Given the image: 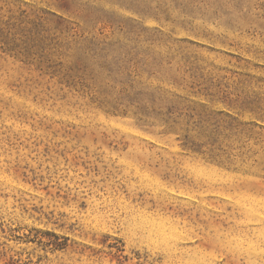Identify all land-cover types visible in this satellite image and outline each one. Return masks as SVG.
I'll list each match as a JSON object with an SVG mask.
<instances>
[{"label": "rangeland", "instance_id": "obj_1", "mask_svg": "<svg viewBox=\"0 0 264 264\" xmlns=\"http://www.w3.org/2000/svg\"><path fill=\"white\" fill-rule=\"evenodd\" d=\"M263 253L264 0H0V264Z\"/></svg>", "mask_w": 264, "mask_h": 264}, {"label": "bare ground", "instance_id": "obj_2", "mask_svg": "<svg viewBox=\"0 0 264 264\" xmlns=\"http://www.w3.org/2000/svg\"><path fill=\"white\" fill-rule=\"evenodd\" d=\"M250 246V245H249ZM259 252V251H258ZM258 254V253H257ZM264 254V253H263ZM255 256V255H254ZM263 258V257H262ZM264 261V260H263ZM264 264V263H263Z\"/></svg>", "mask_w": 264, "mask_h": 264}]
</instances>
